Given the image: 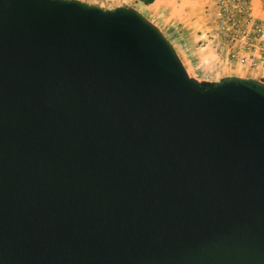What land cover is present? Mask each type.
<instances>
[{
    "label": "water",
    "instance_id": "1",
    "mask_svg": "<svg viewBox=\"0 0 264 264\" xmlns=\"http://www.w3.org/2000/svg\"><path fill=\"white\" fill-rule=\"evenodd\" d=\"M0 264H264V81L132 7L0 0Z\"/></svg>",
    "mask_w": 264,
    "mask_h": 264
},
{
    "label": "crops",
    "instance_id": "2",
    "mask_svg": "<svg viewBox=\"0 0 264 264\" xmlns=\"http://www.w3.org/2000/svg\"><path fill=\"white\" fill-rule=\"evenodd\" d=\"M141 3V2H139ZM144 15L149 18L159 16L160 23L167 30L172 26L182 29L184 39L195 42L213 41L216 46V21L213 16L207 12L208 7L213 9L210 0H154L150 4H143ZM249 13L256 19L264 22V3L262 0H250ZM173 27V28H174ZM162 29V28H161ZM210 31L211 33H207ZM206 50L203 47L196 48L188 55L189 59L185 60V54L178 48L175 49L182 60L185 67L192 65L194 68L218 67L217 73L213 78H205L210 80H218L226 75H237L241 77H251L264 81V63L256 67H248L239 63L228 65L224 60H219L217 53L206 44ZM216 48V47H215ZM191 55V57H190Z\"/></svg>",
    "mask_w": 264,
    "mask_h": 264
},
{
    "label": "built area",
    "instance_id": "3",
    "mask_svg": "<svg viewBox=\"0 0 264 264\" xmlns=\"http://www.w3.org/2000/svg\"><path fill=\"white\" fill-rule=\"evenodd\" d=\"M216 21L217 54L227 64L256 67L264 63V22L249 13L250 0H210ZM264 3V0H262Z\"/></svg>",
    "mask_w": 264,
    "mask_h": 264
},
{
    "label": "rangeland",
    "instance_id": "4",
    "mask_svg": "<svg viewBox=\"0 0 264 264\" xmlns=\"http://www.w3.org/2000/svg\"><path fill=\"white\" fill-rule=\"evenodd\" d=\"M80 1L87 2L89 4L98 5L104 9H113L115 7H118V6H128V7H132L134 9H136L137 11L142 13L143 15L145 12L143 6L141 5V3H139L138 0H80ZM147 19L150 20L155 26H157L160 29V31L172 43L174 48L176 46V48H178L179 50H182V52L186 55L184 57L185 60L189 59L188 54L191 51H195L196 48L198 49V48L203 47V51L206 50V48H205L206 44L211 45V47H213V49L217 53V50L215 47L217 46L218 41H216V46L213 45V43H215L213 41L206 42L203 40L202 42L193 41V43H192L191 40L187 41L186 39H184L185 36L182 34V29L179 28L178 26L177 27L172 26V28H170V30H167L160 23L159 16L149 17ZM208 32L211 33L210 31H207V33ZM190 57H191V55H190ZM218 59L224 60L221 57H219ZM228 65H230V64H228ZM186 70L190 76H192L198 80H210V79H205V78H213L215 76L214 73H217L219 68L218 67L211 68L208 66L206 68L200 67L197 69V68L192 67V65H188V69L186 68Z\"/></svg>",
    "mask_w": 264,
    "mask_h": 264
},
{
    "label": "trees",
    "instance_id": "5",
    "mask_svg": "<svg viewBox=\"0 0 264 264\" xmlns=\"http://www.w3.org/2000/svg\"><path fill=\"white\" fill-rule=\"evenodd\" d=\"M138 1L141 2V3H143V4H150L154 0H138Z\"/></svg>",
    "mask_w": 264,
    "mask_h": 264
}]
</instances>
